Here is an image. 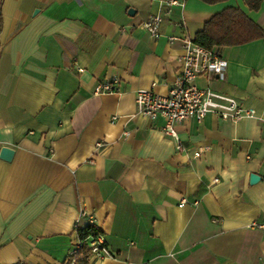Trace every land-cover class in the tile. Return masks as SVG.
Returning a JSON list of instances; mask_svg holds the SVG:
<instances>
[{
    "label": "crops",
    "instance_id": "1",
    "mask_svg": "<svg viewBox=\"0 0 264 264\" xmlns=\"http://www.w3.org/2000/svg\"><path fill=\"white\" fill-rule=\"evenodd\" d=\"M227 7L264 29V0H184L158 38L140 26L157 0H0V264H65L81 211L111 254L86 264H264V39L219 46L226 79L196 80L254 116L176 123L180 151L134 99L165 94L183 34ZM113 76L120 93L94 92Z\"/></svg>",
    "mask_w": 264,
    "mask_h": 264
},
{
    "label": "built area",
    "instance_id": "2",
    "mask_svg": "<svg viewBox=\"0 0 264 264\" xmlns=\"http://www.w3.org/2000/svg\"><path fill=\"white\" fill-rule=\"evenodd\" d=\"M162 9L151 15L141 23L143 28L153 38L160 36L159 28L163 18L168 15L173 6H182L184 0H157ZM176 37L169 36L168 40H175ZM183 54L181 56V70L176 76L173 84L165 94L154 91L153 89L139 88L135 90V104L137 114L149 119L162 117L164 134L171 136L176 141L177 150H182L183 146L178 139L175 124L186 119L194 118L197 121L203 120L208 114H214L219 119L237 121L245 117L254 116V110L250 107L242 106L237 99L212 90L210 87H200L196 80L198 77L213 75L217 79H226L227 61L221 55L217 46L208 48L202 46L186 33L181 37ZM120 81L116 76L108 77L100 81L95 87V93L108 94L120 93ZM101 143L97 144V148ZM185 200L180 201L182 205ZM196 203V201L194 202ZM85 219L86 224H81L80 219ZM93 218L86 211H81L74 223L77 232L86 226H92ZM252 227L264 228L263 222L251 223ZM88 239H90L88 241ZM87 242L90 248V255L111 256L101 235H88L86 238L78 237L75 247L66 257L65 264H74L73 256L77 253L79 246ZM22 264V263H17Z\"/></svg>",
    "mask_w": 264,
    "mask_h": 264
},
{
    "label": "trees",
    "instance_id": "3",
    "mask_svg": "<svg viewBox=\"0 0 264 264\" xmlns=\"http://www.w3.org/2000/svg\"><path fill=\"white\" fill-rule=\"evenodd\" d=\"M207 4H215L225 0H201ZM250 10L260 8L263 0H243ZM255 39H264V29L255 24L240 8L227 7L222 11L212 15V17L203 25L201 31L197 32L194 42L211 48L214 46H234L253 41ZM97 235L98 231L94 226H86L78 231L80 238H86L88 235ZM90 256V248L85 242L79 246L77 253L73 256L74 264H86Z\"/></svg>",
    "mask_w": 264,
    "mask_h": 264
},
{
    "label": "water",
    "instance_id": "4",
    "mask_svg": "<svg viewBox=\"0 0 264 264\" xmlns=\"http://www.w3.org/2000/svg\"><path fill=\"white\" fill-rule=\"evenodd\" d=\"M131 12V11H130ZM13 154V151L7 147H3L1 149V156L4 158V159H10L11 158V155ZM258 178V176L256 174H251L250 175V181L253 182V181H256Z\"/></svg>",
    "mask_w": 264,
    "mask_h": 264
}]
</instances>
